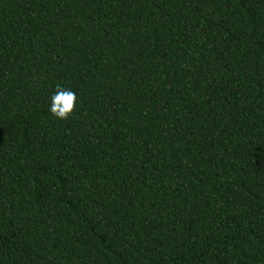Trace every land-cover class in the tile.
Here are the masks:
<instances>
[{"label":"trees","instance_id":"16d2710c","mask_svg":"<svg viewBox=\"0 0 264 264\" xmlns=\"http://www.w3.org/2000/svg\"><path fill=\"white\" fill-rule=\"evenodd\" d=\"M0 264H264V0H0Z\"/></svg>","mask_w":264,"mask_h":264},{"label":"clouds","instance_id":"9594fccd","mask_svg":"<svg viewBox=\"0 0 264 264\" xmlns=\"http://www.w3.org/2000/svg\"><path fill=\"white\" fill-rule=\"evenodd\" d=\"M78 105L77 95L69 89L58 87L51 97L50 113L58 120H69Z\"/></svg>","mask_w":264,"mask_h":264}]
</instances>
